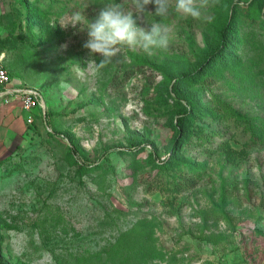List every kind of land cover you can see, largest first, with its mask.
<instances>
[{"label": "rangeland", "instance_id": "rangeland-1", "mask_svg": "<svg viewBox=\"0 0 264 264\" xmlns=\"http://www.w3.org/2000/svg\"><path fill=\"white\" fill-rule=\"evenodd\" d=\"M112 2L131 8V0H100L96 7L93 0H42V10L58 19L62 40L53 39L42 20L31 32H14L33 46L5 52L12 85L37 91L40 107L30 124L23 111L0 107V226H11L0 228L2 259L8 264L61 263L27 226L49 214L48 207L62 214L53 236L88 249L93 264L103 263L98 251L106 240L140 218L153 225V244L161 253L147 264H264V52L260 57L246 53L254 69H262L249 89L227 85L226 74L193 76L201 63L197 56L214 42L215 31L233 9L242 24V43L252 42L250 35L264 36V0H218L199 20L176 13L175 0L167 17L155 16L150 4L142 22L168 29V49L149 56L125 47L97 71L91 60L99 57H89L82 47L86 25L71 26V17L82 12L92 22ZM14 5L0 0V16ZM9 27L0 18V39ZM129 53L151 65L131 67L127 78ZM159 70L191 75L176 86L183 107L173 100V81L168 84ZM182 108L190 116L188 139L178 156L188 159L200 178L191 190L163 194L151 182L156 172L150 160L168 156L176 137L172 124ZM236 113L249 122L232 121ZM8 115L12 118L3 122ZM250 134L262 144L247 149L237 163H226L223 145L238 150ZM67 138L76 154L68 153ZM130 156L136 159L132 177V169L124 166ZM74 161L90 167L104 163L105 172L79 177ZM123 258L109 264L138 262Z\"/></svg>", "mask_w": 264, "mask_h": 264}, {"label": "trees", "instance_id": "trees-1", "mask_svg": "<svg viewBox=\"0 0 264 264\" xmlns=\"http://www.w3.org/2000/svg\"><path fill=\"white\" fill-rule=\"evenodd\" d=\"M14 7L10 9L9 12L4 13L0 16V18L4 21V26L8 25L9 31L7 35L0 39V52H6L11 50H18L20 45H30L33 46L29 39L19 38L17 39L14 36L15 30L25 28L29 29V32L33 30V28L40 26L39 23L42 20L46 21V24L50 26L46 32L51 30V36L53 39L61 38L62 34L57 25V18L54 15H51L49 11L46 9L45 11L39 6L42 3V0H34V3H28L26 0H13ZM100 0H93V3L96 7V4H99ZM49 4V2H48ZM47 4V6H48ZM236 9V7H235ZM262 18L264 19V12L262 13ZM262 19V20H263ZM263 22V21H260ZM242 24L235 18V10L231 12V17L225 18L222 25L218 30L214 33V42L206 48V51L197 57L200 58L199 68L196 69L193 76L198 75L196 79L208 77L213 74L221 75L223 77L226 74L228 81L225 82L227 85H233V82L237 85H243L244 89H249L252 84H255L256 77L258 74L262 73V69L255 70L253 57H246V53L249 51L254 54V56H261L264 52V36L260 39L254 35H250V39H253L252 42L245 44L240 38ZM56 37V38H55ZM249 39V40H250ZM62 40V38L60 39ZM59 40V41H60ZM129 61V73L125 72V76H128L134 71L132 68H140L145 65H151L148 60H144L142 57L135 53H129L127 55ZM127 67V65H126ZM132 67V68H131ZM164 80L169 84L173 81V85L171 86V93L174 95L173 100L180 107H183L180 101L183 100L181 94H179L177 87L179 83L187 80L191 77V75L187 74H176L175 76H171L164 70H159ZM197 72V73H196ZM230 78V80H229ZM248 86V87H247ZM237 92L238 90L235 89ZM169 92V93H170ZM40 96V95H39ZM169 98L171 97L168 95ZM186 104H188L187 99L184 100ZM147 111V109H144ZM190 116L189 111L182 108L175 115V122L172 124V127L175 130V139L171 144V148L169 149V154L164 159H155L150 160L152 164V168L155 170V178L151 181L155 190L159 191L163 194H177L180 191L191 190L196 181L200 178L199 170L194 168L188 159H183L178 156V149L181 144L188 139V117ZM47 111L43 113V118L40 117L43 121L46 120ZM241 120L249 122V120L244 119L238 113L234 114L232 121ZM66 138V137H65ZM69 140L71 144L70 148H67L68 153L72 155L76 154V149L74 147V143ZM138 146L141 143H136ZM152 148L153 153L151 156H154V146L151 142H148ZM257 144H262V141L259 137L254 134H250V138L247 142L241 144V148L238 150L232 149L228 146V144L223 145L224 151V161L228 164L237 163L244 155H246V150L250 147L257 146ZM218 148V147H217ZM71 159V158H70ZM139 163L141 161L138 160ZM76 171L78 176L97 172L95 170H100V176L104 174V163L109 164V160L106 159L102 164H96L92 167L90 165H83L82 163H76ZM136 159L134 156H130L129 161L125 160L124 166L129 170L131 177L135 174L133 171V167L135 166ZM149 187V184L147 185ZM45 212L49 214H43L38 219H34L29 221L28 227L35 231L37 235L38 244L40 246H45L48 248L54 259L59 260L60 264H93L91 258L93 253L86 248L80 246H72L70 242H63L62 240L53 236L56 225L59 223L62 214H57L51 211L50 208L47 207ZM223 219H225L223 217ZM107 220H103V223H106ZM62 222V221H61ZM2 229H10V225H3ZM153 225L145 220V218H140L134 221L129 227L124 230L117 231L114 237L106 240V243L102 245L99 249L98 253L104 256V261L102 264H109L112 262L111 260L115 258H122L125 256L126 259H136L137 264H147L150 260L156 259L161 256V253L156 250L154 247V238L152 237ZM62 244V245H61ZM97 253V252H96ZM123 257H121L122 255ZM0 264H8L2 259L0 255Z\"/></svg>", "mask_w": 264, "mask_h": 264}, {"label": "clouds", "instance_id": "clouds-1", "mask_svg": "<svg viewBox=\"0 0 264 264\" xmlns=\"http://www.w3.org/2000/svg\"><path fill=\"white\" fill-rule=\"evenodd\" d=\"M218 0H175L174 10L184 17L192 19L206 18V10L215 6ZM154 5V15L167 17L172 8L171 0H131V8L126 9L120 3L104 5L94 21L89 22L82 12L71 17V26L86 25L87 39L82 47L97 71L103 69L116 57L122 48L139 49L152 56L156 51H166L169 46L168 29L159 22L144 24L147 6ZM153 14V13H151Z\"/></svg>", "mask_w": 264, "mask_h": 264}, {"label": "built area", "instance_id": "built-area-1", "mask_svg": "<svg viewBox=\"0 0 264 264\" xmlns=\"http://www.w3.org/2000/svg\"><path fill=\"white\" fill-rule=\"evenodd\" d=\"M9 74L4 65V54L0 52V102L18 103L20 109L27 114L26 122H32L34 110L39 106L40 96L37 91L28 87L10 86Z\"/></svg>", "mask_w": 264, "mask_h": 264}, {"label": "crops", "instance_id": "crops-1", "mask_svg": "<svg viewBox=\"0 0 264 264\" xmlns=\"http://www.w3.org/2000/svg\"><path fill=\"white\" fill-rule=\"evenodd\" d=\"M3 54H4V60H5V53L4 52H2ZM11 83V82H10ZM10 86H12V87H16V86H18V85H12V83L10 84ZM20 87V86H19ZM10 107V108H17L18 110H21L20 109V107H19V105H18V103H16V102H12V103H8V104H2L1 102H0V107ZM22 111V110H21ZM25 113V112H24ZM1 116V115H0ZM12 118V115H8L5 119H4V121L3 122H9V120ZM1 129V128H0Z\"/></svg>", "mask_w": 264, "mask_h": 264}]
</instances>
